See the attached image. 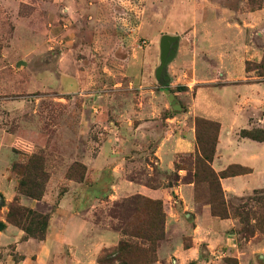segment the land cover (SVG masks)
<instances>
[{"label": "rangeland", "instance_id": "rangeland-1", "mask_svg": "<svg viewBox=\"0 0 264 264\" xmlns=\"http://www.w3.org/2000/svg\"><path fill=\"white\" fill-rule=\"evenodd\" d=\"M177 19L184 26L176 27ZM164 36L176 39L168 44L167 55L174 49L173 56L162 63ZM226 39L232 46L244 42V53L239 54L244 70L264 83V0H0V232L10 228L22 232V240L43 241L47 228L42 240L27 236L20 225L8 219L10 205L38 212L49 223L60 199L81 188L87 193L85 201L75 197L77 210L91 205L89 196L99 198L92 204L91 245L102 235L116 236L113 243H99L93 262L100 264L98 258L104 251L109 255L126 240L138 245L123 255L127 264H177L162 203L160 215L143 206L122 213L121 203L138 194L115 199L106 196L108 172L113 167L110 158L121 151L124 156L141 154L144 159L135 161L141 166L137 172L146 173L145 182L151 187H173L184 169L186 175L180 181H193L202 202L211 192L219 203L214 186L210 191L206 182L207 170L192 165L197 148L194 154L176 156L170 171L158 166L154 150L169 124L167 118L186 110L194 80L209 78L216 66V59L203 48L213 40L222 43ZM132 61L140 62L136 80L130 74ZM71 77L78 85L70 88L65 80ZM135 109H143L146 120L136 122L132 117L124 125L123 115L132 116ZM123 131H128L129 137ZM198 133L207 140L204 125ZM109 140L112 145L103 161L104 176L94 183L98 152ZM4 158L8 164L3 166ZM30 158L35 162L38 158L39 170L27 177L12 170L14 164ZM22 178L28 182L23 188L41 192L40 199L18 193L16 186ZM32 181L35 184H30ZM9 183L13 194L6 199L2 189ZM252 196L231 203L240 207ZM255 196L264 197V193ZM153 219L163 227L154 248L127 235L149 232ZM234 219L241 248L254 236V242L264 243V206L248 217L238 212ZM182 242L188 245L186 236ZM15 247L14 243L0 246V261L7 254L13 261L20 260ZM68 257L66 246L53 245L44 264H64Z\"/></svg>", "mask_w": 264, "mask_h": 264}, {"label": "crops", "instance_id": "crops-1", "mask_svg": "<svg viewBox=\"0 0 264 264\" xmlns=\"http://www.w3.org/2000/svg\"><path fill=\"white\" fill-rule=\"evenodd\" d=\"M181 25L184 26V22L177 19L175 26ZM206 45L203 49L211 54L210 58L216 59V66L211 70L209 78L194 80L193 94L186 110L167 118L169 124L165 127L154 154L158 157L157 164L162 170H174L176 156L194 154L196 151L195 119L203 118L218 123L219 131L211 168L216 174L231 165L249 170L245 174L219 179L226 206L231 210L239 207L231 203L232 200L264 190V141L239 136L241 130L264 131V83L255 81L244 70V61L240 57L244 53V42L240 46H232L228 39L222 43L213 40ZM129 69L136 80L140 62L132 61ZM65 84L71 88L78 85V80L71 77L65 80ZM142 106L143 102H139V107ZM164 106L167 109L168 104L164 103ZM131 111L132 116L123 115L124 125L132 117L136 122L146 120L143 109ZM123 133L127 137L130 135L128 131ZM111 145L109 140L100 147L96 158L99 167L92 174L94 183L104 176L103 161L108 157L106 151L111 149ZM124 153L121 151L110 158L113 167L108 172L110 189L106 196L115 199L138 194L160 201L166 213L165 229L173 246L172 255L177 257V264H264V243L254 242V236L241 248L235 235L238 221L231 216L221 218L213 215L210 205L200 199V192L195 184L180 181L186 175L184 169H180L179 181L173 187H151L145 182L146 173L140 175L137 172L141 171V166L135 161L144 157L138 153L124 156ZM2 163L3 166L8 164L7 158ZM3 187L6 199L11 198L12 184ZM86 193V189L80 188L76 193L69 191L60 199L43 241L22 240V232L10 228H6L4 233L0 232V246L14 243L16 253L22 257L13 261L11 255L7 254L0 264H44L48 261L53 245H63L69 249L70 257L65 259L64 264H96L93 259L98 253L99 243H113L116 236L102 235L96 239L94 246L91 245L88 236L94 227L91 219L95 206L92 204L99 198L89 196L87 200L91 205L84 211L77 210L78 205L74 201L79 196L85 201ZM246 200L247 198L240 206H244ZM246 203L253 210L258 207L251 201ZM183 236L187 237V246L182 242Z\"/></svg>", "mask_w": 264, "mask_h": 264}, {"label": "trees", "instance_id": "trees-1", "mask_svg": "<svg viewBox=\"0 0 264 264\" xmlns=\"http://www.w3.org/2000/svg\"><path fill=\"white\" fill-rule=\"evenodd\" d=\"M201 125H204V127L206 128L208 132V138L206 141H204L203 140L204 137L202 138L201 135L198 133V129L200 128ZM218 131H219L218 123L209 121L203 118L195 119V135H196L197 152L194 155L192 165L195 166V169L198 168L199 170V168L203 166L207 170L208 177L206 179V182L209 185L210 191H211V187L214 186V189L217 191L219 198L221 199L219 200V203H218L217 199L215 200L210 192L209 197L206 200V203L210 205L211 212L213 215L219 216L221 218H225L228 216H231L232 218H234L235 214H238V212H242L244 213V216L248 217L249 214H253V213L255 214L257 213L259 209L263 208L264 197H259L255 195L263 194L264 190H261L259 192L254 191L253 192L254 196L247 198V200L244 203V206L242 205L240 207L232 208L231 210H228L226 206L225 198L223 195V191L220 187L219 179L222 177H229V176H234V175H239V174H245L249 170L239 165H231L226 170L216 174L210 168L211 167L210 163L215 153V145L217 142ZM239 136L244 137V138H249L252 140H256V141H264V131L261 129L241 130L239 133ZM36 162H38V158ZM36 162H35V159L30 158L25 163L14 164L12 166V170L19 175L21 174L27 177L30 173L39 170L40 166L38 165L36 166ZM27 183L28 182L25 178H22L20 181H18L17 186H16L18 193L26 197L32 198V199H40V197L42 196L41 192L34 193V191H29L26 188L27 186L23 188L25 185H27ZM33 183L35 184V181L30 182V184H33ZM195 183H197V181ZM16 201L17 200L15 199L14 202ZM247 201H251L257 204L258 207L256 208V210H253V207L251 206H246ZM141 206L155 211L156 215H160L161 202L158 200L146 199L145 197L141 195H135L133 197H130L124 200L121 203L120 208H121V212L125 213L131 209L136 211ZM7 217L14 224L20 225L22 229L25 231L27 236L33 237L38 240H42L44 238L45 230L48 224V218L46 216H43L38 212L32 211L31 209H27V208H24V207H21L19 205H15L12 203L10 205ZM153 220L154 221H152L150 225L149 232L132 231L131 233H128L127 235L131 237L132 239L145 240L149 243L150 248H154L155 243L162 237L163 227H160V222H156L155 219ZM2 227L3 225L0 224V229ZM137 246L138 245L136 242L122 240L118 243L116 248H114L110 252L109 255H106L104 251L102 255H100V257L98 258V262L100 264L111 263V262H117V264H127V260L123 259V255L129 254L134 249H136Z\"/></svg>", "mask_w": 264, "mask_h": 264}, {"label": "water", "instance_id": "water-1", "mask_svg": "<svg viewBox=\"0 0 264 264\" xmlns=\"http://www.w3.org/2000/svg\"><path fill=\"white\" fill-rule=\"evenodd\" d=\"M175 39L176 38H174V37H168V36H164L162 38L161 43H160L162 63L169 61L170 58L173 56L174 49H171L168 55H167V51L169 49V47H168L169 42L174 41Z\"/></svg>", "mask_w": 264, "mask_h": 264}]
</instances>
